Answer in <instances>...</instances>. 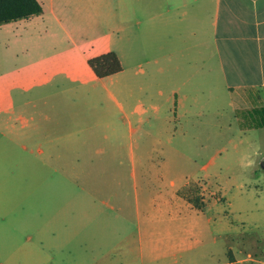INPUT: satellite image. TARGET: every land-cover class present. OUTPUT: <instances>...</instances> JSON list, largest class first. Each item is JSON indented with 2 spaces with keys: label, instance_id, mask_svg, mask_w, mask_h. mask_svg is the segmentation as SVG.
<instances>
[{
  "label": "crops",
  "instance_id": "obj_1",
  "mask_svg": "<svg viewBox=\"0 0 264 264\" xmlns=\"http://www.w3.org/2000/svg\"><path fill=\"white\" fill-rule=\"evenodd\" d=\"M37 1L42 7L40 15L0 25V128L14 134L9 139L11 144L28 141L29 136L35 138V144L48 146L36 149L40 157L35 155L36 162L94 160L102 154L97 146L116 144L120 139L118 124L122 127L123 115L119 98L127 72L122 68L113 76L99 79L87 61L113 51L123 65L122 33L134 28L127 26L123 17H131L134 10L124 9V0L120 5L110 0ZM127 1L131 2L127 6L133 7V0ZM170 1L164 0L168 3L163 11L151 9V39L161 38L171 23L167 14L176 9L171 8ZM214 2L213 45L221 80L217 86L229 96L234 112L263 108L264 0ZM174 23L181 25L183 16ZM167 36L170 40L171 35ZM172 44L177 47L180 41H160L153 55L151 49V85L154 81L170 82L167 69L172 58L165 50ZM179 81L188 85V79ZM178 93L179 88L171 89L170 84L168 91L151 87V160L177 157L182 153L178 146L188 143L182 125L179 135L173 133V122L187 114L182 111L178 116ZM132 113L139 115L138 122L140 112ZM191 114L195 115L191 129H202L198 112L193 110ZM56 146H68V155H62ZM23 149L16 156L18 169L0 170V177L5 178L0 180V264H106L108 252L100 245L92 246L97 235L89 228L92 220L100 217L98 209L93 218L77 215L83 206V192L78 190L72 201L61 202L58 188L45 186L40 164L39 169L28 171L27 148ZM71 174L75 176V172ZM202 184L214 195L206 183ZM168 185L172 211L151 219L166 222L164 228H151L148 236L139 233V257L146 249L162 256L187 254L189 236L203 256H214L219 234H214L213 224L210 229L209 218L208 226L196 236L189 235L184 223L188 210L195 214L205 208L200 204L197 209L189 199L191 187L186 180L171 179ZM92 200L85 195L89 205L84 206L91 207ZM153 201L151 196V206Z\"/></svg>",
  "mask_w": 264,
  "mask_h": 264
},
{
  "label": "rangeland",
  "instance_id": "obj_2",
  "mask_svg": "<svg viewBox=\"0 0 264 264\" xmlns=\"http://www.w3.org/2000/svg\"><path fill=\"white\" fill-rule=\"evenodd\" d=\"M110 1L114 5L121 4V0ZM167 3L133 0V7H129L127 4L131 2H123L124 9L134 10L131 17H123L125 24L134 28L126 29L120 41L124 50L122 68L127 76L121 83L123 93L119 100L123 125L118 124V142L97 146L95 149H101L102 154L94 160L36 162V149L48 146L35 144V138L29 136L28 141L11 144L9 139H13L14 134L1 127L0 170L18 169L16 156L23 153L20 148L25 147L28 171L39 169L37 163L40 164L44 169L45 186L58 188L61 202L72 201L74 194L81 190L83 206L77 215L93 218L96 208L100 212V217L92 220L89 228L97 235L92 246L100 245L108 252L106 264H264V127L252 126L254 118L234 112L229 96L218 88L221 80L213 45L214 0H171V8L176 9L167 14L171 23L166 29L162 24L166 31L161 38L151 39V9L163 11ZM180 15L183 23L175 24ZM167 34L171 35L170 40ZM163 40L180 41L177 47L172 44L170 50H165L172 58L170 70L167 69L171 80L163 84L154 81L151 85V49L153 55ZM179 54L181 59L177 58ZM178 75H181L178 80H172ZM184 79H188L187 86L179 81ZM169 84L171 89L179 88L178 116L187 111L186 118L182 114L173 122L176 126L173 133L179 135V125H182V132L187 131L188 143L178 146L182 153L177 157L157 156L151 160L149 126L154 122L149 105L151 87L168 91ZM133 110L141 114L138 122L139 115L132 113ZM144 110L147 112L141 113ZM193 110L198 112L202 129H191ZM56 147L62 155H68V146ZM255 152L259 153L255 157L256 167L245 169L243 165ZM74 172L75 176H71ZM171 179L186 180L191 187L189 199L205 208L195 214L188 210L184 223L189 235L196 236L208 226L206 219L209 218L210 229L213 224L214 234H219L214 256H203L194 248L193 236H189L187 254L162 256L146 249L143 257H139V233L148 236L151 228H164L166 222L151 219L172 211L166 193ZM202 181L214 195L207 192ZM85 195L93 199L89 208L84 206L88 203L84 201ZM212 198L214 201L205 207Z\"/></svg>",
  "mask_w": 264,
  "mask_h": 264
},
{
  "label": "trees",
  "instance_id": "obj_3",
  "mask_svg": "<svg viewBox=\"0 0 264 264\" xmlns=\"http://www.w3.org/2000/svg\"><path fill=\"white\" fill-rule=\"evenodd\" d=\"M41 13L42 7L37 0H0V25L28 19ZM87 63L99 79L113 76L122 71L120 60L113 51L92 57L88 59ZM239 112L245 117L254 118L251 121L252 126L264 127V108H254L246 113ZM193 203L200 209L201 205L197 201Z\"/></svg>",
  "mask_w": 264,
  "mask_h": 264
},
{
  "label": "clouds",
  "instance_id": "obj_4",
  "mask_svg": "<svg viewBox=\"0 0 264 264\" xmlns=\"http://www.w3.org/2000/svg\"><path fill=\"white\" fill-rule=\"evenodd\" d=\"M258 155H259L258 152L252 153L251 154L252 158L248 159L247 163L244 164L243 167L248 170L254 169L257 165V159L255 157H258Z\"/></svg>",
  "mask_w": 264,
  "mask_h": 264
}]
</instances>
